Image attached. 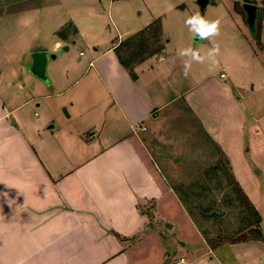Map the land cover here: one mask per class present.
I'll list each match as a JSON object with an SVG mask.
<instances>
[{
  "label": "crops",
  "instance_id": "obj_1",
  "mask_svg": "<svg viewBox=\"0 0 264 264\" xmlns=\"http://www.w3.org/2000/svg\"><path fill=\"white\" fill-rule=\"evenodd\" d=\"M246 1H208L218 29L195 41L194 50L199 48L205 59L192 60L187 70L191 53L180 52L188 47L165 51L166 42L159 54L133 67L136 78H131L114 48L146 22L108 46L93 47L84 63L65 69L60 82L53 76L57 90L71 92L67 121L36 118L33 107L39 104L23 108L39 97L25 98L26 92L17 103V93L6 89L19 85L6 84L0 75V264H171L176 254L186 257L185 264H204L213 258L154 155L166 141L169 118L179 112L226 158L261 218L264 238V193L249 185L248 163L250 154L264 157V99L254 98L251 106L243 87L258 80L255 96L264 98V6L262 0L252 2L259 13L258 46L248 32ZM39 11L32 3L13 16L38 17ZM7 16L0 13V35ZM70 22L71 32L47 47L37 45L20 21V62L6 65L9 77L19 78L34 51L53 54L62 46L70 50L71 44L86 43L71 20L56 25L50 35ZM201 39L204 44L197 47ZM214 48L218 51L209 58ZM35 87L41 91L42 84Z\"/></svg>",
  "mask_w": 264,
  "mask_h": 264
},
{
  "label": "rangeland",
  "instance_id": "obj_2",
  "mask_svg": "<svg viewBox=\"0 0 264 264\" xmlns=\"http://www.w3.org/2000/svg\"><path fill=\"white\" fill-rule=\"evenodd\" d=\"M196 1L25 0V2L20 3V0H0V13L7 12L9 14L6 18L4 17V22H7L3 24L4 28L0 35V75L4 77L6 84L11 80L10 83L14 82L19 85L17 86L18 88L15 86L13 90L11 89L12 86L9 85L6 91L11 95L14 92L17 93L16 95L19 96L17 103L19 104L20 96H24L26 92L25 98L31 95L39 97V101L29 103L23 108L26 110L31 106L39 104L40 108L33 107L34 113H37L36 118H42L45 115L53 123L57 121L59 116L67 121L66 117H68L70 112L67 97L71 92L57 90L54 87L57 79L53 78V76H58L60 82L64 79L65 69L69 65L84 63L89 53L92 52L93 47L103 48L108 46L111 41H117L119 37L121 39V34L124 31L127 30L132 34L136 27L138 25L142 26L144 22L148 23L146 25L148 26L153 21L159 20L161 25V40L163 44L167 42L168 45L165 51L171 50L174 47L177 50L183 47L194 49L195 41L199 39V36L191 32L189 26L184 21L187 17L197 12L200 14ZM249 1L250 4L255 5L252 3L254 2L253 0ZM32 3L35 5L39 4L40 11L38 17H31L30 15H27V18L13 16V12L20 11L21 9L27 10ZM211 5L208 4L205 13L200 14L203 17L206 16L205 18L208 20H212L210 12L214 8ZM256 15L258 16L257 19H259V13ZM66 20H71L78 26L77 30L86 40V43L71 44L70 50L64 51L61 55L56 56L54 60L49 61L46 70L48 83L36 77H31L27 70L22 67L18 71L20 74L19 78L12 79L9 77L6 65H9L8 63L11 62L16 64L15 66H18L17 62H20V53L22 51V48H20V21L25 23L23 26L27 28L28 33L35 36L36 40L39 41L37 45L49 47L55 39L60 38L58 34L54 35L52 33L50 35L52 29ZM71 24L70 22L61 28L62 35L67 36L71 32ZM146 26H142V29ZM238 34L240 35L239 29ZM203 44V40L201 39L197 47H201ZM247 49L249 50L250 47L248 46ZM196 50L198 51L199 48ZM80 52L83 57H81ZM8 58L9 60H7ZM244 63L247 66L245 60ZM220 73L221 71H219ZM27 78H31V81L27 82L26 88L20 90V85H24ZM39 82L42 84L41 91L38 87L31 89V87H34ZM51 82L53 83L51 84ZM253 82H255V90L252 91ZM253 82L244 84L243 86L247 89L249 104L251 106L255 102L253 101L254 98L257 100L264 99L259 97L257 93L255 96L258 80H254ZM261 107L264 110V103L261 104ZM252 108L255 109V107ZM174 116L168 120L170 127L165 131V143L157 146L154 155L162 165L168 183L176 191V196L180 203L185 202L187 204V208L192 213L191 215L195 218L198 225L203 228L206 233V239H210L212 245L221 244L220 240L226 239V236L234 239L239 234L237 229L240 230L244 213L237 203L233 202L232 205L229 204V200L236 198L237 195L234 187L230 185L225 170L223 171V158L207 142L204 135L201 134L202 130L200 127L192 122L186 114L179 112L178 114H174ZM249 157L250 174L253 177L249 185L259 191L260 194H263L264 169L261 170L260 165L264 167V157L256 159L251 154ZM213 167H216V169H213ZM205 203L207 206L211 204L216 213H226V215L218 220L207 219L199 216L198 211L191 207V204L202 207L205 206ZM258 229L260 230V227ZM247 234V241L235 244L225 243L214 249L212 248L211 250L214 251L213 258L209 256L205 259L204 264H264V238L262 235L261 238H258L256 231H252L250 234L247 232ZM181 244L182 242H180ZM178 247L176 246V248ZM171 256L173 257L171 264H174L173 260L178 261L181 258L187 261L185 256H178V254H176V257L174 255Z\"/></svg>",
  "mask_w": 264,
  "mask_h": 264
},
{
  "label": "trees",
  "instance_id": "obj_3",
  "mask_svg": "<svg viewBox=\"0 0 264 264\" xmlns=\"http://www.w3.org/2000/svg\"><path fill=\"white\" fill-rule=\"evenodd\" d=\"M245 3H249V2L246 1ZM261 5L264 6V0L261 1ZM234 7L236 10H240V8H238L237 5H235ZM256 19H257V15L255 18L254 26L251 28L249 32L253 40L259 46L260 24L259 22H257ZM58 36L64 37V35H62L61 32L58 33ZM162 50H163V42L161 40V25L159 20H155L151 24L143 28L142 30L136 32L135 34L121 41L114 48V53L120 65L129 71L132 79H135L136 76L133 73V67L137 64L142 63L146 59L159 54ZM211 145L213 144L211 143ZM214 148L217 150L215 146ZM222 160H223L222 162L223 171L225 170V174L227 175V178L230 181V185L234 187V191L237 195L236 198L229 200V204L232 205L233 202L237 203L244 213V217L242 219L243 223L239 228L240 230L237 229V232H239L238 236H236V238L234 239H231L229 236H226V239L220 240L221 244L217 243L212 245L210 239H206V233L204 232L203 228L200 225H198L195 218H193V216L191 215L192 213L187 208V204L185 202H184L185 204L181 202L187 214L192 219L197 229L200 231L201 235L204 237L205 242L207 243V245L209 244L208 246L210 247V249L212 248L214 249L225 243L235 244V243L247 241L248 240L247 238L248 234L246 235L247 232L250 234V232L256 231L258 238H261V231L258 229L261 218L258 212L256 211V209L254 208V206L252 205V203L247 198V196L243 193L241 187L236 182L232 173L230 172L231 171L230 166L226 158H223ZM213 169H216V167H213ZM174 192L176 193L175 190ZM188 203L190 204L189 201ZM191 207L193 209L195 208L198 211L197 213L199 216L207 219L209 218L208 215L210 213L215 212L211 204L207 206L205 203V206L202 207H197L195 204H191ZM225 215L226 213H223L222 217Z\"/></svg>",
  "mask_w": 264,
  "mask_h": 264
},
{
  "label": "water",
  "instance_id": "obj_4",
  "mask_svg": "<svg viewBox=\"0 0 264 264\" xmlns=\"http://www.w3.org/2000/svg\"><path fill=\"white\" fill-rule=\"evenodd\" d=\"M209 0H197V5L199 7L200 14L202 15L204 13V10L208 4ZM242 9L246 14V23L248 26L249 31L254 26L256 14H257V8L255 5L250 3H245L242 5ZM68 46L65 45L59 50H57L53 54H48L44 50L40 51H34L30 54V65L26 67V70L28 73L36 77L37 79L47 83V76H46V66L49 60H54L56 56L61 55L62 52L67 51ZM223 213H216L212 212L208 215L209 218L212 220H218L221 218Z\"/></svg>",
  "mask_w": 264,
  "mask_h": 264
},
{
  "label": "clouds",
  "instance_id": "obj_5",
  "mask_svg": "<svg viewBox=\"0 0 264 264\" xmlns=\"http://www.w3.org/2000/svg\"><path fill=\"white\" fill-rule=\"evenodd\" d=\"M184 22L186 25L189 26V30L191 32H193L195 35L198 34V36L202 39L214 34L218 29L219 23V21L216 20L206 19L205 17L201 16L198 12L187 17ZM216 51H218V49H211L207 53V56L209 58L213 57ZM189 53H191V59L185 62L186 70L188 67H190L192 60L202 62L205 59L204 56H201L197 50H194L191 47L182 49L180 55L186 56Z\"/></svg>",
  "mask_w": 264,
  "mask_h": 264
},
{
  "label": "built area",
  "instance_id": "obj_6",
  "mask_svg": "<svg viewBox=\"0 0 264 264\" xmlns=\"http://www.w3.org/2000/svg\"><path fill=\"white\" fill-rule=\"evenodd\" d=\"M221 77L223 78L224 76L221 75ZM183 263H184V260L181 258L175 264H183Z\"/></svg>",
  "mask_w": 264,
  "mask_h": 264
}]
</instances>
